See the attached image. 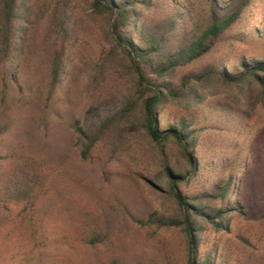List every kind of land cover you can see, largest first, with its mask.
Wrapping results in <instances>:
<instances>
[{"label": "rangeland", "instance_id": "obj_1", "mask_svg": "<svg viewBox=\"0 0 264 264\" xmlns=\"http://www.w3.org/2000/svg\"><path fill=\"white\" fill-rule=\"evenodd\" d=\"M55 1L32 0L18 69L26 87L0 94V264H184L181 229L148 220L176 212L172 200L151 188L160 169L153 146L137 132L119 141V123L87 157L77 145L76 128L114 106L127 81L117 58L103 66L110 40L88 0L72 2L64 75L48 92L50 60L60 44L50 24ZM193 1L202 7V0ZM242 58L264 59V31L217 47L200 64L232 67ZM228 104L236 108L222 94L187 110L171 105L159 120L165 126L193 115L196 122L199 169L181 186L184 193L209 192L233 177L224 204L231 210L228 229L205 225L203 252L216 246V264H264V111L249 110L243 118Z\"/></svg>", "mask_w": 264, "mask_h": 264}, {"label": "trees", "instance_id": "obj_2", "mask_svg": "<svg viewBox=\"0 0 264 264\" xmlns=\"http://www.w3.org/2000/svg\"><path fill=\"white\" fill-rule=\"evenodd\" d=\"M31 2L0 0L2 99L15 88L22 91L26 87L18 69ZM72 2L56 0L52 6L50 24L54 25L60 44L50 60L49 93L64 75ZM200 2L202 7L198 9L193 0H88L90 14L103 20L110 40L103 66L114 57L118 59L119 70L127 78L126 92L114 106L87 116V124L75 130L83 157L91 153L107 129L117 130L118 123L119 141L125 134L137 132L153 146L160 169L151 188L172 200L176 212L170 217L151 214L148 220L159 227L181 229L186 240L184 264H216V246L204 253L202 234L205 225L215 232L228 229L224 222L231 210L224 204L228 205L233 193V177L209 192L195 196L184 193L181 186L194 179L199 169L196 122L193 115H182L163 126L159 115L167 106L187 110L222 94L236 107L228 104L226 109L237 116L244 118L249 110L264 111V59L242 58L232 67L223 62L200 64L217 47L230 41L259 38L264 31L260 0ZM252 19L257 23L248 28ZM178 71L183 73L175 80ZM130 120L133 122L128 124ZM90 122L93 128L88 126ZM169 145L176 152L174 161ZM214 200L222 206L210 207Z\"/></svg>", "mask_w": 264, "mask_h": 264}]
</instances>
